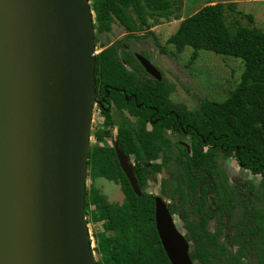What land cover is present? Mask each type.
<instances>
[{
	"label": "trees",
	"instance_id": "trees-1",
	"mask_svg": "<svg viewBox=\"0 0 264 264\" xmlns=\"http://www.w3.org/2000/svg\"><path fill=\"white\" fill-rule=\"evenodd\" d=\"M90 1L97 6L94 30L109 33L116 22L130 34L149 28L150 17L178 14L183 3V0ZM231 11H234L231 4L204 5L183 18L166 40L178 52L185 46L192 47L190 62L197 58L198 49L243 61L240 81L225 100H203L196 110H188L172 104L163 82L154 81L146 85L144 92L136 93L140 107L132 105L130 109L136 121L125 116L118 121L115 143L132 156L140 196L133 192L120 169L113 147L98 144L90 147L87 166L93 175L113 180L123 194L121 203L111 204L97 190L85 186L86 223H102V231L97 233L96 246L92 248L101 254L96 264H170L155 229V195L142 190V183L154 180L169 160L167 150L171 142L165 136L167 129L190 136L189 148L175 143L177 170L174 185L166 195L171 200L167 203L171 214L177 213L184 219L189 213L196 220L192 227L185 226L186 239L192 242L189 246L192 261L264 264V31L239 21L230 27L227 14ZM246 16L253 23L252 16ZM116 53L117 45H112L96 55V84L117 70ZM103 115L106 128L111 116L109 111ZM104 136L111 134L106 129L94 134L97 141ZM204 146L208 148L205 150ZM216 151L234 157L241 169L259 175L258 186L226 188L218 182L213 159ZM160 155L162 162L158 163ZM257 200H262L263 205L258 207ZM91 204L95 205L92 212ZM237 206L242 211L233 222L232 212ZM217 216L225 227L214 231L206 228L207 220Z\"/></svg>",
	"mask_w": 264,
	"mask_h": 264
},
{
	"label": "water",
	"instance_id": "water-1",
	"mask_svg": "<svg viewBox=\"0 0 264 264\" xmlns=\"http://www.w3.org/2000/svg\"><path fill=\"white\" fill-rule=\"evenodd\" d=\"M89 2L0 0V264H96L84 214L96 102ZM115 153L140 196L130 157ZM154 219L170 264H194L156 195Z\"/></svg>",
	"mask_w": 264,
	"mask_h": 264
},
{
	"label": "rangeland",
	"instance_id": "rangeland-1",
	"mask_svg": "<svg viewBox=\"0 0 264 264\" xmlns=\"http://www.w3.org/2000/svg\"><path fill=\"white\" fill-rule=\"evenodd\" d=\"M214 3L231 4L233 6L234 11L227 14V23L230 27L234 25L235 21H239L242 25H253L264 31V0H183L182 8L178 14L168 18L158 16L150 17L148 20L149 28L147 29L130 34L124 31L123 27L118 23L114 22L112 24V30L109 33L97 32L95 30L97 38L95 53L97 55L103 49L104 45H109L114 40L122 39L131 43L132 40H139V45L136 44L133 50H142L152 64L162 72L163 80L169 92V101L172 104L175 106H184L188 110H196L203 100L223 101L239 83L240 75L243 71V61L240 58L198 49L197 58L193 62H190V57L194 51L192 47L185 46L181 52H178L173 45L166 42L167 38L175 32L183 18L192 15L204 5ZM89 4L93 22H95L97 6L94 1H90ZM247 14L252 16L253 23L249 22L246 16ZM111 117L113 121L110 125L112 126L111 130H113L114 134L118 130L119 119L115 114H112ZM102 122L103 116L99 112L98 107L94 106L91 121L90 147L98 144L94 134L102 130ZM166 136L171 142L167 150L169 160L163 164L162 170L157 173L154 180L144 181L142 183V190L146 193L160 196L164 201L170 203L171 200L166 194L174 185V176L177 170L175 161L178 150L175 143L189 148L190 136H183L172 132H167ZM102 143L108 147L112 144L109 139L104 140ZM207 148V146H204L205 150ZM213 159L217 181H220L226 188H232L234 186L247 188L250 184H253L255 187L258 186L260 176L253 175L250 171L241 169L234 157L225 156L216 151ZM156 162H162L161 155ZM87 167V189L94 188L108 203H121L123 194L119 185L113 180L99 175H93V171L89 166ZM170 178H173L171 182L169 180ZM252 198L255 199L254 196ZM256 202L258 207L263 205L262 200H257ZM89 209L92 212L95 209V205L91 204ZM241 211V206H237L234 209V212H232L233 222L240 216ZM173 215L176 227L184 235L186 234L185 226L192 227L191 223H196L192 214L186 213L184 219L177 213ZM218 217L207 220L205 227L211 231L217 228L223 229L225 226L224 224L222 226L217 221ZM220 219L227 222L225 217ZM87 226L91 246L95 247L97 233L102 231V223L90 222ZM188 242L190 246L192 242L190 240ZM94 257L96 260L100 259L101 254L94 252ZM194 263L197 264V262Z\"/></svg>",
	"mask_w": 264,
	"mask_h": 264
},
{
	"label": "flooded vegetation",
	"instance_id": "flooded-vegetation-1",
	"mask_svg": "<svg viewBox=\"0 0 264 264\" xmlns=\"http://www.w3.org/2000/svg\"><path fill=\"white\" fill-rule=\"evenodd\" d=\"M96 43H97V40H95V46H96ZM139 43H140L139 40H132V43H131V42H127L126 40L118 39V40L112 41L109 45H104L103 49L106 47H110L112 45H117L116 57H118V61L116 63L117 70L115 71H117L118 73H115V71L111 72L109 75V78H106V79L104 78L102 80L100 79L97 84L95 80L96 102L94 103L93 107L97 106L99 109V112L103 116L102 130L106 129L111 134V136H104L103 140H100L97 142H98V145L100 146L108 147L102 142L106 139H109L112 142L110 147H113L114 151H115V145L118 147L117 143H115V136L117 135V131L113 134V130H111L112 126L110 124L113 121L112 117H111V123L108 124L107 127L105 128V116L103 115V112L109 111L110 116L112 114H115L117 115L118 119H120V117L122 116H125L128 120L132 122L136 121V117L135 115H132L130 109L132 108V105L140 107V103L137 102V99H138L136 95L137 91L139 93L144 92L146 85L148 83H154V81H162L163 84L165 85V82L163 80V74L157 68L156 69L161 74L160 80H157L156 78H154L153 76H151L150 74L146 72L145 68L143 67L138 57L140 56L144 57L148 59L149 61L150 59L143 53L142 50H138V51L133 50V47L136 44L139 45ZM150 63L152 64L151 61ZM103 80L108 81V83H102ZM165 88L168 90L166 85H165ZM168 96H169V92H168ZM149 124H150V121H149ZM167 132L178 134L177 131H172V129H167L165 131V136ZM127 156L130 157V162L134 166V163L132 161V156L130 155H127Z\"/></svg>",
	"mask_w": 264,
	"mask_h": 264
},
{
	"label": "bare ground",
	"instance_id": "bare-ground-1",
	"mask_svg": "<svg viewBox=\"0 0 264 264\" xmlns=\"http://www.w3.org/2000/svg\"><path fill=\"white\" fill-rule=\"evenodd\" d=\"M0 258H1V254H0Z\"/></svg>",
	"mask_w": 264,
	"mask_h": 264
}]
</instances>
